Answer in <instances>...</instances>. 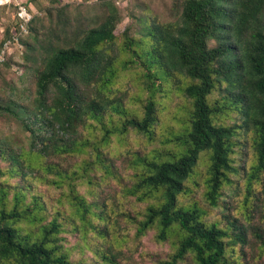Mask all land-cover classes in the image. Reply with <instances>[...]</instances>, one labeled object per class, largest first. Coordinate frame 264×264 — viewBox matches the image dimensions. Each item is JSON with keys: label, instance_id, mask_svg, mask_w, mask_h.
I'll use <instances>...</instances> for the list:
<instances>
[{"label": "trees", "instance_id": "1", "mask_svg": "<svg viewBox=\"0 0 264 264\" xmlns=\"http://www.w3.org/2000/svg\"><path fill=\"white\" fill-rule=\"evenodd\" d=\"M35 19L28 23L26 33L21 36L18 27L7 29L3 42L10 40L14 33L19 34V43H24L25 36L32 37L33 45L29 46L40 60L33 95L26 102L14 98L0 100V116L19 122L27 133L29 154L46 157L81 151L85 145L81 130L91 125L90 119H101L113 107L108 93L112 92L116 70L104 45L114 39L117 19L110 12L96 26L75 29L63 41L60 35L65 27L49 26L40 38ZM147 30L151 43L142 50L146 76L164 80L183 76L182 91L190 100L191 110L185 146L179 155L144 161V171L138 177L134 192L141 193L140 198H152L153 202L147 206L137 233L143 234L156 225L157 238L164 240L170 230L177 229L176 249L170 259L160 264H177L188 254L194 264H229V239L244 241L243 233L206 223L199 207L185 206L179 196L200 154L207 152L205 198L209 205H218L222 187L229 182V173L237 172L232 153L242 125L253 134L256 168L264 167V0H184L176 23L153 24ZM210 40L216 44L209 46ZM132 53L140 57L135 50ZM1 64L12 65L10 54ZM221 82L227 83L228 93L224 97L240 111L242 124L214 122L215 107L210 104L209 96ZM156 111V103L149 97L141 116L124 118L115 132L123 134L131 129L150 136L157 119ZM108 132L105 130L102 140H106ZM94 150L98 158V147ZM0 154H6L9 160L5 172L22 179L14 187L15 203L10 209L3 202L8 185L0 184L1 264H93L69 258L59 243L57 218L42 222L45 206L40 196L33 194L30 203H20L25 201L31 185L27 180L31 164L24 165L20 152L1 140ZM72 198L85 222L84 213L102 218L100 212L91 211V204L76 194ZM21 222H39L37 232L24 229ZM103 258L106 264H117L111 253H105Z\"/></svg>", "mask_w": 264, "mask_h": 264}, {"label": "rangeland", "instance_id": "2", "mask_svg": "<svg viewBox=\"0 0 264 264\" xmlns=\"http://www.w3.org/2000/svg\"><path fill=\"white\" fill-rule=\"evenodd\" d=\"M183 1L0 0V47L7 38V29L18 27L20 30L21 7L26 8L31 18L25 30L19 31L20 36L26 33L33 18H36L34 25L40 38L49 26L65 27L60 35L61 41L65 37L70 38L75 29L96 26L110 12L117 19L114 39L104 45L116 70L112 92L108 93L113 107L110 106L101 119H90L91 125L81 130L85 139L83 150L46 157L29 154L27 133L19 122L0 116L1 142L20 152L24 165L31 164L27 169V180L31 185L25 193V201L20 203H30L33 194L40 196L45 206L42 222L57 218L59 243L73 261L106 264L103 255L111 253L117 264H160L170 259L176 249L179 240L176 228L170 230L164 240L157 238L156 225L143 234L137 233L139 222L144 219L146 208L153 199L140 198L141 193L134 192V189L144 171L145 160L173 158L185 146L191 110L190 100L182 91L185 79L183 76L167 80L147 77L142 56V50L151 43L147 28L153 24L170 26L176 23ZM215 44V40L209 41V46ZM29 45H33L30 35L24 37V43L10 44L12 65H0V100L14 98L26 102L28 96L33 95L35 72L40 60L36 59L37 52ZM133 50L140 57L133 54ZM226 88L227 83L221 82L209 96L210 104L215 107L214 122L242 124L240 111L224 97L228 93ZM149 97L157 106L152 134L148 136L131 129L123 134L115 132L124 118L141 116ZM105 130L109 132L106 140H102ZM252 136V131L244 125L238 128L232 153L237 172L229 173V182L222 187L218 205H209L205 198L209 164L207 152L200 154L186 181L185 190L179 196L180 203L185 206H198L206 223L243 233L244 241L229 239V264H264V167L256 168ZM95 146L100 152L98 158ZM8 163L6 154H0V184L8 185L3 202L10 209L15 203L14 187L22 179L19 175L10 176L5 172ZM72 194L91 204V211L100 212L102 218L84 213L85 222L76 211L77 204ZM38 225L39 222L20 223L21 227L33 232H37ZM177 264L194 263L188 254Z\"/></svg>", "mask_w": 264, "mask_h": 264}, {"label": "built area", "instance_id": "3", "mask_svg": "<svg viewBox=\"0 0 264 264\" xmlns=\"http://www.w3.org/2000/svg\"><path fill=\"white\" fill-rule=\"evenodd\" d=\"M19 17L22 19L19 27L20 30H25L26 24L27 22L30 20L31 15L30 13L26 10L25 7H21V10L19 12ZM14 42L17 43L18 42V34L14 33L12 38L10 40H7L4 44L2 49L0 50V63H2L4 61V58L6 57V55H8L10 53L9 48H10V44Z\"/></svg>", "mask_w": 264, "mask_h": 264}]
</instances>
